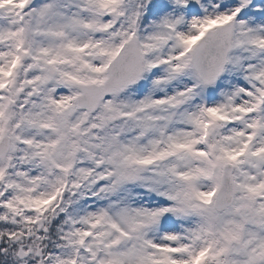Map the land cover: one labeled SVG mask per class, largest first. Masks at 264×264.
<instances>
[{"label": "snow or ice", "instance_id": "1", "mask_svg": "<svg viewBox=\"0 0 264 264\" xmlns=\"http://www.w3.org/2000/svg\"><path fill=\"white\" fill-rule=\"evenodd\" d=\"M0 264H264V0H0Z\"/></svg>", "mask_w": 264, "mask_h": 264}]
</instances>
